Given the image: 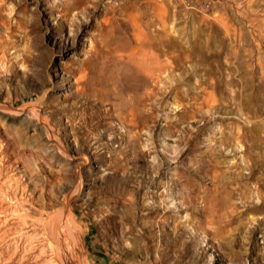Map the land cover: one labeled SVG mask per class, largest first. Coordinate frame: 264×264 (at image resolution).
<instances>
[{"label": "rangeland", "instance_id": "1", "mask_svg": "<svg viewBox=\"0 0 264 264\" xmlns=\"http://www.w3.org/2000/svg\"><path fill=\"white\" fill-rule=\"evenodd\" d=\"M70 2L0 0V264H264V0Z\"/></svg>", "mask_w": 264, "mask_h": 264}, {"label": "bare ground", "instance_id": "2", "mask_svg": "<svg viewBox=\"0 0 264 264\" xmlns=\"http://www.w3.org/2000/svg\"><path fill=\"white\" fill-rule=\"evenodd\" d=\"M71 2V5H74V6H77V5H81V4H86L85 2H87L88 0H70ZM138 47V46H137ZM140 47V46H139ZM146 47H144V49H145ZM157 51V50H156ZM125 53V52H124ZM140 53V52H139ZM163 53V52H162ZM166 53V52H165ZM161 56V55H160ZM163 56V55H162ZM116 57V56H115ZM262 64V63H261ZM133 65V64H132ZM135 67V66H134ZM137 68V67H136ZM255 74V73H254ZM139 76V75H138ZM146 76V75H145ZM162 79V78H161ZM157 81V78H153V82H156ZM123 83V82H122ZM131 85V84H130ZM157 85H159V84H157ZM129 87V86H128ZM118 88V87H117ZM156 88V87H155ZM154 88V89H155ZM127 88L124 86V87H121V91H125ZM143 89V88H142ZM141 90V89H140ZM219 90V89H218ZM120 91V92H121ZM153 88L152 89H150V90H146V93H147V96H149L150 98L152 97V95H153ZM140 93V92H139ZM136 94V93H135ZM213 94V93H212ZM126 96V95H125ZM121 97H122V94H121ZM137 98V97H136ZM143 98V97H142ZM158 98H159V96H158ZM135 99V98H134ZM126 99H123L122 101H123V106L125 107V113H127V112H129V111H131L132 112V116H133V119H135V116L137 115V113H139V110H140V108H139V105H141L142 103H143V101L144 100H140V102L138 103L137 101H135V100H132V99H130V100H128V101H125ZM147 100V99H146ZM215 100V99H214ZM121 101V102H122ZM152 101V100H151ZM150 101V102H151ZM158 101V100H157ZM212 103V102H211ZM215 103V102H214ZM157 104V103H156ZM123 108V107H122ZM155 108H156V106H155ZM122 111V110H121ZM151 111H152V109H151ZM126 115V114H125ZM138 116V115H137ZM138 118H139V116H138ZM122 119H123V121L126 119V116H123L122 117ZM136 120V119H135ZM127 121V120H126ZM196 121V120H195ZM128 124V123H127ZM141 125V124H140ZM132 126V125H131ZM136 128V127H135ZM1 145V144H0ZM1 150V149H0ZM2 153H4V152H2ZM1 154V153H0ZM3 155V154H2ZM2 157V156H1ZM3 158V157H2ZM1 159V158H0ZM4 162V161H3ZM1 164H3V163H1ZM2 166V165H1ZM9 166V165H8ZM3 168V167H2ZM1 172H2V170H0ZM219 174V173H218ZM216 176V175H215ZM17 179V178H16ZM8 181V180H7ZM9 182V181H8ZM12 184V183H11ZM16 184H18V182L16 183ZM4 186V185H3ZM1 187V186H0ZM4 189H5V187H4ZM12 190V189H11ZM10 190V191H11ZM4 192V191H3ZM13 193H14V191H12ZM8 193V192H7ZM3 194V193H2ZM4 194H5V192H4ZM7 195V194H6ZM10 196V195H9ZM1 197H3V196H0V199H2ZM4 199V198H3ZM12 199V198H11ZM14 200V199H13ZM1 201V200H0ZM4 201H6L5 199H4ZM4 201H2V202H0V208H1V205H2V203H4ZM4 205V204H3ZM10 205V204H9ZM8 206V205H7ZM4 207V206H3ZM2 209V208H1ZM3 210V209H2ZM3 212V211H2ZM10 214V213H9ZM2 215H3V213H2ZM5 215V214H4ZM46 238V237H45ZM35 248V247H34ZM23 261V260H22ZM33 263V262H32Z\"/></svg>", "mask_w": 264, "mask_h": 264}]
</instances>
